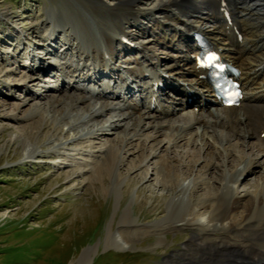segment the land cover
Listing matches in <instances>:
<instances>
[{
	"label": "rangeland",
	"instance_id": "374dc122",
	"mask_svg": "<svg viewBox=\"0 0 264 264\" xmlns=\"http://www.w3.org/2000/svg\"><path fill=\"white\" fill-rule=\"evenodd\" d=\"M166 1L135 0L133 6L141 12L136 22L145 33L133 24L123 22V31L132 43L129 44L131 47H125L128 52L121 55L119 45H114L116 55L110 68L119 69V73L104 75L96 81L100 73H109L100 69L92 75L93 81H81L76 68H84L85 63L77 51L85 45L80 37L94 35L99 29L98 23L89 18L83 2L0 0V264H182L179 257L184 254L194 258L200 256L192 245L185 250L192 236L190 231L183 229L164 235L154 232V227L164 224L167 208L172 202L171 192H167L170 183L155 175L157 161L162 158L177 160L173 166L180 174L178 184H188V191L192 190L193 182H205L190 199L199 205L206 200L211 186L219 187L218 178L223 170L228 176L240 167L235 159L241 157L244 163L250 160L257 162L260 146L255 139L242 144L223 128H218L215 133L210 130V135L215 136L210 140H215L218 148L228 147L234 158H230L229 163L225 162L226 159H214L210 163H216L218 167L208 173L210 158L200 146L179 142L175 139L176 134L163 126L170 124L189 128L195 115L199 114L211 122L212 116L205 112L202 114L192 105L186 106L187 99L182 94L174 92L171 87H164L155 94L157 101L163 110L169 108L170 111L175 110V114L164 116L150 112L149 119L145 115L140 122V126L145 125V129H141V138L132 139L135 150L127 152L129 148L125 147L124 138L129 140L133 136L135 124L126 118L129 110L125 108L131 106L129 104H136L139 108L148 98L146 90L129 94L117 75L130 81L135 79L132 87L139 90L150 82L147 78L130 75V71L137 67L135 60L143 66L142 59L148 55L149 61L151 52L155 50L168 63L170 58L179 60L177 52H166V48H161L162 44L171 46L172 43H156L160 32L155 30V23L168 26L173 34L176 31L189 37L192 34L185 31L182 21L166 22L159 10ZM101 2L112 7L116 0ZM256 2L260 0H247L246 4L251 6ZM262 9L264 11V7ZM258 10L248 8L242 16L252 23L264 25V16L258 17ZM168 11V14L172 13ZM204 25L202 27L209 26ZM262 31L258 29L256 33L260 35ZM50 50L53 55L50 53L45 57ZM140 52L144 54L140 56ZM28 54L33 58L26 64L24 58ZM39 59L42 64H39ZM48 63L54 66L53 69L47 68ZM37 67L46 68L47 75L41 70L36 71ZM182 68L185 66L176 69ZM75 72L78 76L74 75ZM83 73L87 76L92 69L85 68ZM31 78L39 80L31 81ZM98 92L104 93L98 95ZM81 98H85L86 103L71 112L69 106H74L75 100ZM193 99L198 102L196 96ZM2 104L6 106L2 107ZM105 107L109 111L104 112ZM93 112L100 115L92 118L90 114ZM31 114L41 116L42 123L28 119ZM65 115L69 118L68 125L61 123ZM125 118L127 120L123 123L126 126L112 132L107 128L112 121ZM38 126H42L41 129H36ZM100 129L105 131V135H89L100 133ZM74 136L81 139L68 144L66 139ZM109 146L120 149L119 163L114 175L106 180L104 193L98 183L92 185L90 180L96 155ZM31 153L34 154L30 156ZM152 154L158 155L157 159H153ZM188 157L191 159L189 171L184 169ZM251 169L252 174L237 185L235 192L238 196L253 192L261 183L264 157L259 166L253 165ZM163 185L167 188L164 189ZM208 215L196 211L199 219ZM109 230L111 235L115 233L121 237L118 241L121 239L123 244L117 249L112 245ZM83 253L82 260L76 262Z\"/></svg>",
	"mask_w": 264,
	"mask_h": 264
},
{
	"label": "bare ground",
	"instance_id": "6f19581e",
	"mask_svg": "<svg viewBox=\"0 0 264 264\" xmlns=\"http://www.w3.org/2000/svg\"><path fill=\"white\" fill-rule=\"evenodd\" d=\"M81 1L86 6L89 18L98 23L99 29L96 28L98 31L94 35H81V42H83L82 44L85 46L81 49L82 51L80 49L77 51L79 54L78 57H84L85 65L88 62L89 65H84V68H80L79 70L76 68L77 74L80 75L78 76L76 72L74 75H77L81 81H93L91 80V78H93L92 75L96 74L97 71L99 72L100 69L106 70V68H108L111 74L113 71L114 74L119 73V69L110 68L112 65L110 63L113 62L116 55L114 45L118 44L121 48L120 55L128 52V50L125 51V47H130L124 44V41L128 40L129 36L126 37L123 31V22H126V25L133 24L135 27L139 28L143 34L145 33L136 22L141 12L134 8L133 4L135 0H116L112 7L104 6L101 0ZM246 1L247 0H167L166 4L160 5L159 8L166 22H184L186 26L185 31L187 33H201L205 36L213 49L220 51L221 56L225 60L238 68L240 72L238 81H240L241 89L244 92V98L239 106L241 108H225L221 106L206 82L201 79L204 72L197 68L198 66L195 58L193 60L191 59L190 55L194 54L193 56H195L196 54L195 42L190 39L188 34H179L180 32L178 31L173 34L168 30V26L166 27L159 22L154 25L157 33L160 32V37L156 38V43L160 41L168 42V45L172 43L171 46L162 44L161 48L163 50L166 48L168 50L166 52H177L178 61H181V63L173 58L169 59L170 63H168V60H162L160 54L157 55L155 53L157 50L154 49L155 51L151 52L152 57L149 58V61H147L148 57H150L148 55L144 58L145 60L140 57V60L142 59L145 64L139 66L138 60H135L137 67H139L130 71V75L144 79L147 78L153 82V85L150 84L146 88L149 96H147V102L140 105L141 107L139 106L138 108V105L128 103L131 106L125 108L129 110L126 118L133 121V124H135L133 129L135 133L133 136L130 137L129 140L124 138L125 147L129 148L127 151L128 153L135 150L132 146L135 142L132 141V139L140 140L141 138V129H145V125L140 126V122L146 117L145 115H147V119H149L150 114L153 112L160 113L164 116L172 115V113L175 114V110L170 111L169 108L163 110L155 94L161 92L164 87L175 88V86H180L183 88L182 91L185 98H187V91L183 86L184 83H187V86L191 89H195L199 93L196 92L198 102H195L192 98V102L188 103V106L192 105L197 107L202 114L204 112L206 115L209 114L212 116L213 121H208L203 116L197 114L194 116L193 123H190L191 126L189 128L185 126L173 127L170 124H166V126L163 127L166 128L167 131L175 133L176 137H173L180 140L179 142H184L185 145L192 147L200 146L204 154L210 158L208 173L210 172L211 174L212 170H216L218 167L216 163H210L213 162L214 159H221L222 161L226 159L225 162L229 163L230 158H234L232 152H228V147H225L226 149L221 147L218 148L214 138L212 139L214 141L210 140L211 137L214 136V134L213 136L210 135V130L212 133H215L218 128H223L230 132L236 141H241L242 144L255 139L260 146V150L258 149L257 153V162L254 163L250 160L244 163L241 157L235 159L237 163L240 164V167H236L237 170L235 169V173L233 175L229 173L227 174L228 176H226V173H224L225 170H223V174L218 178L219 187L211 186L206 200L199 205L193 204L194 201L190 199L193 198L196 191L205 185V182L201 184H194L193 182L192 190L188 191V184L185 186L178 184L180 174L178 169L176 168L177 170H175L173 166L174 162H178L177 160L162 158L157 161L158 169L155 175L160 176L162 181L170 183L169 188L165 185L162 187H165L164 189L167 188V192H171L172 202L167 208V217L164 220V224L154 227V232L156 235H164L166 233L185 229L192 233L189 244L186 245L185 250H188L189 247L187 246L192 245L198 249L200 256L194 258L184 254L179 257V259L181 258L183 261L182 264H264V178H262V180L260 179L261 183L258 184L253 192H245L242 196H238L235 192L238 183L243 182L249 174H252L253 170L251 167H253V165L254 167L259 166L260 160L264 157V137L261 138L262 135H264V25L259 22L252 23L249 19L242 16L248 8H251V11L260 9L257 15L261 18L264 16V11L263 9L261 10L264 4L263 1L260 0V2L253 3L249 6L246 4ZM251 1L254 0H248V2ZM222 3L225 4L222 5ZM168 10L172 11V13L168 14ZM204 10H206V13ZM225 12L228 13V19L225 16ZM192 22L195 24L193 25ZM204 24H209V26L206 27L208 30H204L206 29L202 27ZM199 26L202 29L199 28ZM258 29H263L260 35L256 33ZM128 41L132 43L130 40ZM58 42L59 40H57V44ZM179 47L182 48L180 49ZM140 49L143 48L141 47ZM52 52L53 51L50 50L49 53H46L45 57L51 55L50 53ZM139 54L142 56L144 52H140ZM30 58H33V55L28 54V56L24 58L26 64L29 62L28 59ZM154 60L156 61L155 63ZM39 61V64L43 63L41 59H39ZM157 62L158 65L156 64ZM90 63H92V65H90ZM167 64H172L176 68L183 66H185V68L178 70L173 66L168 67ZM46 66L48 69H53L54 67L51 63H48ZM94 66L99 68L94 69ZM160 67H162V70L159 69ZM42 68L40 69L37 67L36 71L41 70L47 75V69L45 68V70H42ZM85 68L92 69V73L86 76L85 73H83ZM167 72L176 74L172 75ZM105 73H100L96 81H100L101 78L106 75ZM146 73H148L147 77H145ZM118 75L117 77L120 79V83L124 84V86L126 85L125 90H128V93L131 94V89L128 87L129 80ZM33 80L36 82L39 79L31 78V81ZM159 82H163V87L158 89L155 93L153 91L155 89L154 85L156 86ZM63 88L65 89V87ZM103 93L104 92H98V95H102ZM85 103V98L76 99L75 105L69 106L71 112H75V109H78L79 106H83ZM68 105H71V103ZM1 106L4 107L6 104H2ZM210 106L214 108L212 109ZM106 111H109L107 107L104 109V112ZM97 115L100 114L93 112L90 114V117L92 116L93 118ZM66 116L67 115L63 116L61 123L68 125L69 118ZM156 116L157 114L155 117ZM27 118L31 120L34 119L37 124L40 122L42 123L43 120L41 116L36 114H31ZM126 118L112 121L108 124L107 128H110V132H112L126 126V123H123L127 120ZM45 126L43 125V128H45ZM41 127L42 126H38L36 129L39 130ZM55 131V129L52 131L53 135L56 134ZM99 131L101 134H88L95 135L96 137L105 135L104 130L100 129ZM188 135H190V137H187ZM80 139L81 137L74 136L73 138L71 137V139L67 138L66 142L69 144ZM198 142L199 145L197 144ZM119 151L120 149L109 146L99 150L98 155H96L93 175L90 181H92V185L98 183L104 193H106V180L111 178L114 172H116L119 163ZM238 151L241 152L243 149ZM33 154L34 153H31L30 156ZM89 154H91V152ZM157 156L158 155L152 154L153 159H157ZM189 163H191V159L188 157V163L184 164V169L187 171L190 170ZM218 191L220 192L219 194ZM197 210L201 211V213H208V217L197 218ZM81 212L83 215L85 214L82 210ZM111 238L112 245L116 247L115 249L123 244L121 243V239L118 241L121 237L117 234H112ZM84 253L76 262L82 260L81 258L84 257Z\"/></svg>",
	"mask_w": 264,
	"mask_h": 264
}]
</instances>
